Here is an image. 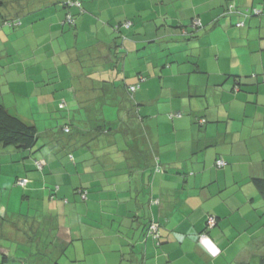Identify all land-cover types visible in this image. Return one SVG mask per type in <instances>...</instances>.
I'll return each mask as SVG.
<instances>
[{"label":"crops","instance_id":"1","mask_svg":"<svg viewBox=\"0 0 264 264\" xmlns=\"http://www.w3.org/2000/svg\"><path fill=\"white\" fill-rule=\"evenodd\" d=\"M54 1L0 7L24 15L0 29V99L25 120L20 102L63 98L75 110L63 114L75 127H45L33 155L42 172L0 144V175L24 179L9 197L20 208L0 203V264H264V197L253 181L264 178V0H82L85 12L71 8L76 27ZM253 6L262 12L243 14ZM194 17L204 25L191 27ZM122 18L134 25L120 65L103 39L104 22ZM140 75L134 101L127 85ZM237 76L248 81L235 89ZM153 153L165 168L155 177ZM209 214L215 255L200 243ZM151 219L159 246L144 235Z\"/></svg>","mask_w":264,"mask_h":264},{"label":"trees","instance_id":"2","mask_svg":"<svg viewBox=\"0 0 264 264\" xmlns=\"http://www.w3.org/2000/svg\"><path fill=\"white\" fill-rule=\"evenodd\" d=\"M7 0H0V7L5 6L7 4ZM56 4H61L60 6L64 8V20L62 21L63 23H66L70 26H75L77 25L76 21V14L73 12L71 8H77L79 12H85V7L82 2V0H58L54 1L53 6ZM233 3L229 4L228 9H231L233 7ZM6 7V6H5ZM32 12V11H31ZM262 12V9L257 8L256 6L247 8L245 10L244 15H257ZM34 13V12H33ZM24 15L18 13L15 16H8L3 15L0 13V29L3 27H9L12 29H16L20 27L22 24V18ZM22 17V18H21ZM199 21L197 23L196 21ZM244 22L240 21L237 23L238 26H242ZM104 27L108 28L110 31L109 37L103 39L105 41V44H107L109 49H113L112 55L113 58L115 57V60H118L116 62H120V65H123V61L125 58L126 50L127 48L125 47V42L128 39V35L125 32V30L130 29L134 25V20L130 18H122L114 22L110 21H105L104 22ZM204 24L202 20L199 17H194L192 21L190 22V26L193 28H200ZM185 32V36L189 35L191 31L183 30ZM3 63L0 61V70L2 69ZM238 77V78H237ZM235 78L236 80V85L235 89L239 88V84L243 83V81L247 80L248 78H255L257 77L255 74L247 76V77H239L237 76ZM145 80L144 76H139V79L135 83H130L127 85V91H128V96L131 100L135 101L134 98V91L142 85V82ZM243 80V81H242ZM248 81V80H247ZM258 82L264 83V73L260 75V79H256ZM5 88V87H4ZM66 103V102H65ZM135 107L137 109V114L139 120H142V116L138 112V103L135 102ZM170 116L174 115H181V111L179 110L178 112H170ZM205 122V119H203ZM65 130L68 131L69 127H65ZM39 132L38 128L35 124L29 123L28 121L24 120L22 117L17 115L16 113L11 110V107L7 106L2 99H0V144H3L4 146H13L20 151H23L26 153V156L28 157H33L34 154H36L40 149L41 146L44 144L42 143L39 145ZM44 142V141H43ZM70 157L73 159L74 156L70 154ZM34 158V157H33ZM37 160H40L38 158H34V161L36 163ZM222 160L224 161L223 164H219V161ZM43 162V161H42ZM37 169L43 170L44 169V163L41 167L35 164ZM227 165V162L224 158L219 157L215 160V166L218 168H224ZM164 165L162 163L161 158L159 155L153 153L152 154V165H151V176H156L157 174L163 173L164 170ZM24 179L19 178L18 182ZM253 181L257 188L260 190V193L264 197V178L261 177H254ZM22 185L24 184L21 183ZM56 188L58 187L57 185L55 186ZM56 188L51 190V197H54L56 195ZM77 192L80 194L82 200L87 201L89 199V191L88 188L85 186H81L77 188ZM160 203V198L151 196L149 199V205H158ZM211 219H213V223H210ZM218 222V217L214 214H209L206 219V224L204 230L200 233V235L207 236L208 230L212 229L213 227L216 226ZM145 237H151L157 246H159L162 242V230H161V224L154 220L151 219L149 223L146 226L145 230ZM1 235H0V247H1Z\"/></svg>","mask_w":264,"mask_h":264},{"label":"rangeland","instance_id":"3","mask_svg":"<svg viewBox=\"0 0 264 264\" xmlns=\"http://www.w3.org/2000/svg\"><path fill=\"white\" fill-rule=\"evenodd\" d=\"M56 40H57V38H56ZM34 41H35V46H37L38 40H34ZM0 45H1V42H0ZM57 59H56V57L52 56L50 61L53 63V65H56ZM25 99H26L25 97H21V100H25ZM31 99L34 100L35 98L31 97ZM61 99H58V102H59V100H60V102L59 103L57 102V104H55V103L45 104V106L48 107V108H46L47 112L45 115L42 113L45 111V106L43 104H36V103H31V102H28V103L20 102L19 103V106H21V111L25 115L28 122L29 123H36L39 126L38 129L41 132V135L39 137V142H38L39 145H41L43 143V139L45 137V135H44L45 133H43V132H45L46 126L54 125L55 129H57L58 128L57 125H64L65 122L67 121V119L65 120L64 116H63L64 111H65V113H68V111L70 109H71L72 113L75 111L71 107L72 104H67V103H65L63 98H61ZM105 103H107V102H105ZM109 105L110 104H105V106H109ZM31 112H32L33 116L31 115ZM44 116H45V118L43 119ZM33 117H35L36 120H33ZM67 123H70L72 128L75 127V122L67 121ZM20 152L22 153L23 151H17V149L15 150V154L20 155ZM24 154L26 155V153H24ZM41 161H43V160H41ZM13 164L16 165V163H13ZM18 165H19V163H18ZM44 166H45V164H44ZM40 169H37V170L39 171ZM40 171L42 172V170H40ZM13 182L9 181L8 175H2V176L0 175V203L4 204L6 206H9L10 211H17V209L20 208L21 198H20V201L18 202L17 199H14V196L11 199H9V197H10V193H11V190L13 187H15V188L19 187V190H20V189H22L21 186H23V185L19 182L17 183L18 185H14Z\"/></svg>","mask_w":264,"mask_h":264},{"label":"clouds","instance_id":"4","mask_svg":"<svg viewBox=\"0 0 264 264\" xmlns=\"http://www.w3.org/2000/svg\"><path fill=\"white\" fill-rule=\"evenodd\" d=\"M192 238L194 240L196 239L195 236H193ZM200 243L206 246L210 251H212L213 255H215V253L218 251V249L215 247V245L212 243V241L207 236L201 235Z\"/></svg>","mask_w":264,"mask_h":264},{"label":"built area","instance_id":"5","mask_svg":"<svg viewBox=\"0 0 264 264\" xmlns=\"http://www.w3.org/2000/svg\"><path fill=\"white\" fill-rule=\"evenodd\" d=\"M196 22L199 23L198 20H197ZM36 163H37V165H38L39 167H41V166L43 165V162H42L41 160H37ZM223 163H224V161H222V160L219 161V164H223ZM23 182H24L23 180L20 181V183H23ZM213 221H214V220L211 219L210 223H213Z\"/></svg>","mask_w":264,"mask_h":264}]
</instances>
